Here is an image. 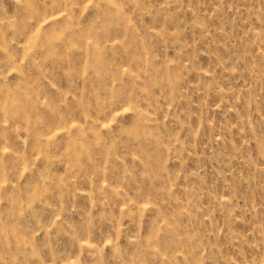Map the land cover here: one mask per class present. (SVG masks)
I'll use <instances>...</instances> for the list:
<instances>
[{"label":"rangeland","instance_id":"1","mask_svg":"<svg viewBox=\"0 0 264 264\" xmlns=\"http://www.w3.org/2000/svg\"><path fill=\"white\" fill-rule=\"evenodd\" d=\"M0 264H264V0H0Z\"/></svg>","mask_w":264,"mask_h":264}]
</instances>
